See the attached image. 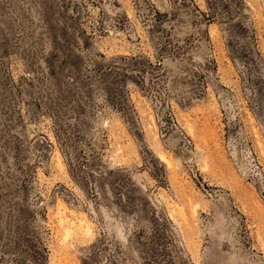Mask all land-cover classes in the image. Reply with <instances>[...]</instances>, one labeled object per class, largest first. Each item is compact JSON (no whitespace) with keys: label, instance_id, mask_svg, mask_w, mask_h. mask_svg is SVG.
<instances>
[{"label":"rangeland","instance_id":"obj_1","mask_svg":"<svg viewBox=\"0 0 264 264\" xmlns=\"http://www.w3.org/2000/svg\"><path fill=\"white\" fill-rule=\"evenodd\" d=\"M0 264H264V0H0Z\"/></svg>","mask_w":264,"mask_h":264}]
</instances>
